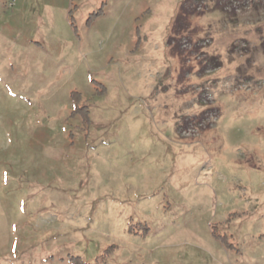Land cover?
Wrapping results in <instances>:
<instances>
[{"label":"rangeland","instance_id":"374dc122","mask_svg":"<svg viewBox=\"0 0 264 264\" xmlns=\"http://www.w3.org/2000/svg\"><path fill=\"white\" fill-rule=\"evenodd\" d=\"M0 264H264V0H0Z\"/></svg>","mask_w":264,"mask_h":264},{"label":"trees","instance_id":"16d2710c","mask_svg":"<svg viewBox=\"0 0 264 264\" xmlns=\"http://www.w3.org/2000/svg\"><path fill=\"white\" fill-rule=\"evenodd\" d=\"M76 110H77V108H76Z\"/></svg>","mask_w":264,"mask_h":264}]
</instances>
